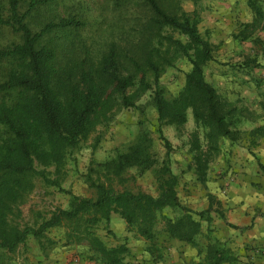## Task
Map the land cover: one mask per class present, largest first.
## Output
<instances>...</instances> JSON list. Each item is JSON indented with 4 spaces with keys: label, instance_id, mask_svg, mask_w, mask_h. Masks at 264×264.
I'll return each mask as SVG.
<instances>
[{
    "label": "trees",
    "instance_id": "trees-1",
    "mask_svg": "<svg viewBox=\"0 0 264 264\" xmlns=\"http://www.w3.org/2000/svg\"><path fill=\"white\" fill-rule=\"evenodd\" d=\"M111 1L116 23L121 27L131 24L135 30L104 45L98 55L78 35L86 27L84 18L69 15L47 20L36 29L29 25L33 13H42L53 0H7V15L0 10V28L19 35V42L0 48V66H6L0 72V264H8L9 255L29 237L39 244H52L45 239V232L52 229L62 231L59 243L75 247L77 256L88 262L123 264L128 246L108 247L97 235L98 227L108 225L112 215L119 216L127 233L148 244L158 264L159 256L153 253L155 227L163 209L183 212L178 219L166 221L164 232L169 239L186 244L195 245L200 221L210 220L211 208L192 212L181 205L177 178L167 165L170 148L166 140V160L156 175L158 195L124 187L129 169L142 174L156 164L146 134L125 152L98 164L93 170L96 179L86 178L93 197L76 196L61 187L70 153L98 127L108 125L117 111L135 109L146 94H150L160 127H182L191 112L209 152L217 150L220 138L235 134L240 112L205 79L213 47L199 33L200 15L181 6L205 0H172L168 7L165 0ZM182 58L190 68L182 90L169 100L159 79ZM199 148L193 144V161L198 180L204 184L209 158ZM36 180L67 194L69 204L66 209L40 215L35 226L22 225L19 207L34 190ZM191 264L239 262L224 246L211 243L204 258Z\"/></svg>",
    "mask_w": 264,
    "mask_h": 264
},
{
    "label": "rangeland",
    "instance_id": "rangeland-1",
    "mask_svg": "<svg viewBox=\"0 0 264 264\" xmlns=\"http://www.w3.org/2000/svg\"><path fill=\"white\" fill-rule=\"evenodd\" d=\"M171 1L165 0L164 6L168 7ZM49 5L51 6L45 8L42 13H33L28 19L29 25L36 29L47 20H55L58 17L69 15L84 18L86 27L78 35L91 47L94 55H98L104 45L113 39L115 40L120 35H126L124 32L132 34L135 30L131 24L121 27L118 22L116 23V13L111 0H53ZM227 5H254L256 8V5H264V0H205L197 5L181 4L185 11L195 10L199 13V33L208 39L213 47L212 60L204 69L205 79L212 86H216L217 92L220 91L219 83L222 81L243 84L254 82L257 87H263L264 43L249 39L259 27L246 25L241 29V26L237 24L239 22L237 17L233 21L224 14L225 12H220L219 19H216L215 12L222 8L225 10ZM6 8L7 0H0V10L5 15H7ZM250 11L254 16L257 13L255 9L249 7L245 10L246 13L239 12V14L249 16ZM16 42H19V35L9 28H0V48ZM189 68L187 60L182 58L175 68L168 69L160 77L159 84L167 99L171 100L178 96L183 87L184 75ZM5 70L6 66L1 65L0 72ZM260 89L262 88H257V91ZM261 93L264 94V91ZM252 94L254 93H249L250 96ZM151 101L150 94H146L138 101L135 109L117 111L108 125L98 127L87 142L71 152L66 160L64 175L60 182L62 189L76 196L93 197L94 191L88 187L86 178L90 176L96 179L97 175L93 170L98 164L114 158L118 153L125 152L128 147L135 145L143 134H146L152 141L151 155L156 160V164L142 174H138L136 169H129L124 175L127 180L124 187L132 192H143L153 197L158 195L156 175L166 160V149L163 144V140H166L170 148L167 165L177 178V186L180 181L178 193L180 202L183 203L182 206L192 212L203 211L200 203H204L205 200L195 194V190H204L205 186L199 182L195 172L193 144H198L200 152L208 155L207 173L209 164L214 162L217 153L216 151L209 152L203 139V130L196 128L191 112H188L187 123L182 127H160ZM159 127L161 134L158 133ZM189 183L190 185H188ZM118 189L122 188L118 187ZM191 192H194L195 195ZM189 198H194L191 199V203ZM68 204L69 196L67 194L61 193L53 187H47L40 180H36L34 190L24 204L19 207L21 211L20 224L35 226L40 215L47 216L50 211L56 208L66 209ZM182 215L183 212L178 208H165L157 216L156 249L153 250V253L159 256L158 264H187L183 258V251L180 249L185 243L169 239L164 232L166 221H174ZM194 218L197 219V217ZM61 233L62 231L59 229L45 232V239L52 241V244H48L47 241L43 242L47 243V246H51L48 253L50 250L56 251L59 248L58 241L61 239ZM97 235L108 247L122 243L128 246L130 252L123 264H155L148 252V244L143 239L127 233L125 224L119 216L112 215L108 225H100ZM35 241L29 237L26 244L28 242L36 243ZM28 249L31 250V247ZM27 253L29 252L23 251L18 254L16 251L9 255L8 264H12L13 261ZM201 260L202 258L199 261Z\"/></svg>",
    "mask_w": 264,
    "mask_h": 264
},
{
    "label": "crops",
    "instance_id": "crops-1",
    "mask_svg": "<svg viewBox=\"0 0 264 264\" xmlns=\"http://www.w3.org/2000/svg\"><path fill=\"white\" fill-rule=\"evenodd\" d=\"M249 7L257 11L255 16L251 11L249 16L239 14ZM220 12H225L233 21L237 17L241 29L246 25L259 27L249 39L264 43V5H256V8L254 5H227L225 10L222 8L215 12L216 19H219ZM219 86L217 93L221 98L240 112L236 115L235 134L233 138L218 140L217 156L209 164L205 189L195 190V194L205 200L200 203L202 210L212 209L210 220L200 221V236L195 245L185 243L180 249L187 264L203 259L211 243L224 246L239 264H264V94L261 93L264 86L257 87L254 82L224 81ZM257 88L262 89L257 91ZM249 93L254 94L250 96ZM179 182L176 192L180 201ZM192 194L195 195L194 192ZM191 199L194 198H189L190 203ZM35 242L20 246L18 254L23 251L29 253L12 264H95L77 257L73 246L59 243L56 251L48 253L51 246Z\"/></svg>",
    "mask_w": 264,
    "mask_h": 264
}]
</instances>
